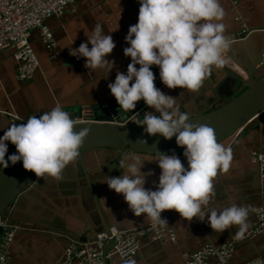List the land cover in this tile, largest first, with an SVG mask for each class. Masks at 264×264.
Listing matches in <instances>:
<instances>
[{
    "label": "crops",
    "instance_id": "0c3cea01",
    "mask_svg": "<svg viewBox=\"0 0 264 264\" xmlns=\"http://www.w3.org/2000/svg\"><path fill=\"white\" fill-rule=\"evenodd\" d=\"M221 5L226 13L222 22L229 39L247 31L250 36L253 32L264 30V0H221ZM139 7L138 0H81L69 7L61 17L51 18L47 25L55 36L56 48L47 50L41 41L40 32L32 33L40 68L28 81L19 80L13 52L0 51V136L10 125L25 123L30 116H39L57 103L70 116H76L79 110L85 116H92L97 110L105 118H110L112 112L126 114L138 111L134 116L138 121L143 120L146 112H154L155 109L147 106L143 100L138 101L133 110L120 109L108 87L109 83L114 82L117 71L126 73L131 62V58L124 55V48L129 46L125 37L129 27L138 22ZM95 24L102 25L104 32L112 35L116 45L107 56L109 60L115 61L108 75L103 70L89 71L84 66L86 58L77 59L69 55L70 48L86 42L84 30L91 29ZM262 43L264 46V39L250 42L247 48L243 47L245 56L241 54V57L251 59L249 51H253L256 46L261 47ZM225 63L236 73L245 76L237 65L233 68L231 62ZM155 69L156 66H153L151 70L157 74ZM214 77L215 73L211 71L196 92L179 87L169 89L160 78L158 82L156 78L155 84L165 94L177 97L181 111L192 114L208 108L214 100ZM230 149L233 160L227 172H218L213 178L214 191L209 206L218 209L232 203L247 206L249 228L245 234H248L258 227L259 219L255 210H264L263 172L260 164L253 160L256 155H264L263 116L249 124ZM88 156L90 160L86 166L93 174L89 177L90 181L88 178H78V171L70 169L72 166L68 164L62 170L60 179L49 177L18 202L16 214L21 220L18 226L23 227L18 228L12 244L10 264H63L65 251L70 244L74 240L83 242L96 227H105V218L107 222L111 218L110 222L125 231L144 227L133 226L142 223L146 214L135 216L124 196L110 190L107 183L103 182L108 176H120L124 172L118 162L111 170L102 171V166L116 158L114 154L98 151L90 152ZM144 164L142 171L152 170L153 173L147 176L145 187L155 190L161 170L156 162L146 160ZM98 198L100 206L96 201ZM162 218L167 220L163 225L167 233L162 240L165 243L152 238L141 239L139 253L133 258L136 264H185L187 255L207 246L218 247L237 239L235 232L238 226L235 225L223 233H216L209 226L207 218L201 222L194 217L189 222L174 209L167 210ZM54 225L64 226L65 234L55 231ZM169 232L173 233L174 241ZM262 233L238 242L230 264H250L264 260V231ZM212 261L217 263L216 260ZM122 262L119 257L113 259V264Z\"/></svg>",
    "mask_w": 264,
    "mask_h": 264
},
{
    "label": "clouds",
    "instance_id": "9594fccd",
    "mask_svg": "<svg viewBox=\"0 0 264 264\" xmlns=\"http://www.w3.org/2000/svg\"><path fill=\"white\" fill-rule=\"evenodd\" d=\"M138 3V22L129 27L125 37L129 46L124 48V55L131 62L126 73L117 71L108 87L120 109L133 110L140 100L155 109L146 112L139 124L145 125L144 131L152 136L160 134L168 140L175 136L176 144L184 149L187 167L175 153L155 152L153 159L133 154L121 159L123 174L108 176L103 182L124 196L135 216L146 214L144 218L153 224H166L162 212L174 209L189 222L194 217L201 222L207 218L216 233L238 226L235 237L241 238L249 228V208L237 203L220 209L209 206L213 178L218 172L229 170L233 160L231 149L218 142L209 125L191 123L188 113L181 111L177 97L156 87V76L151 70L153 66L159 68V78L169 89L198 91L213 67L224 66V54L231 47L222 22L225 9L221 0ZM84 32L86 42L70 48L69 55L86 58L84 66L91 72L103 70L110 74L115 61L107 56L116 47L112 35L106 34L100 24ZM75 126L60 103L39 116H30L25 123L10 125L0 136V166L8 168L9 162L15 165L22 161L24 169L38 177L60 179L62 170L79 156V149L90 134L89 128L75 131ZM8 142L17 151L6 159ZM141 142L147 144L146 140ZM146 160L156 162L161 169L155 190L145 187L147 176L153 174L152 170L142 171ZM122 264L136 261L124 259Z\"/></svg>",
    "mask_w": 264,
    "mask_h": 264
},
{
    "label": "water",
    "instance_id": "95a60500",
    "mask_svg": "<svg viewBox=\"0 0 264 264\" xmlns=\"http://www.w3.org/2000/svg\"><path fill=\"white\" fill-rule=\"evenodd\" d=\"M257 39H264V30L253 32L250 36L249 31H247L241 36L229 39L231 47L224 56L237 65L245 76L236 73L225 64L220 69L213 67L212 73H215L214 80L216 83L214 100L208 108L188 114L191 123L207 124L212 127L218 142L221 141L229 149L249 124L260 116H263L264 119L263 43L261 47L256 46L253 51L248 50L251 59L241 57V54L244 55L243 47L247 48L250 42L257 41ZM214 69H216L215 72ZM81 112L79 110L76 116H70L76 125L75 131H79L82 128L90 129V134L79 149V156L69 163L72 166L70 169L78 171V178H88L90 181L89 177L93 176V174L89 172L86 166L90 160L88 155L90 152L98 151L113 153L114 158L116 157L115 159L113 158L114 160L111 163L102 166V171L111 170L115 163H120L121 159L126 156L134 154L153 159L155 152L175 153L179 156L182 163L187 166L186 158L183 156L184 149L176 144L175 136L171 140L165 139L160 134L152 136L144 131L145 125L139 124L142 120L132 121L138 111H130V113L126 114L112 112L110 118H105L97 110L93 112L92 116H85ZM8 120L11 121V118H8ZM141 140H146L147 144L142 143ZM16 151L15 145L10 143L5 158L7 159L8 155L16 153ZM49 177L47 175L38 177L34 172L24 169L22 161L15 165L9 162L8 168L0 166V217H3L11 226L23 227L18 226L21 225V220L17 218L16 214L18 202L26 193L33 192ZM90 187V190H92V185ZM95 195L97 198V194ZM96 201L98 206H100V199L98 198ZM166 211L162 212L161 215L163 216ZM107 216L109 219L110 215L108 214ZM104 220L106 226L100 229L94 228L92 234L84 238L83 242L91 241L98 233H108L113 226L118 231L126 232V229L119 228L110 222L111 218L108 222L106 218ZM147 224H151V222L145 219L142 223L134 224L133 227H141ZM53 227L55 231L65 234L64 226L54 225ZM2 234L3 230L0 229V236ZM112 245L113 243L110 244V246Z\"/></svg>",
    "mask_w": 264,
    "mask_h": 264
},
{
    "label": "built area",
    "instance_id": "2783aa9c",
    "mask_svg": "<svg viewBox=\"0 0 264 264\" xmlns=\"http://www.w3.org/2000/svg\"><path fill=\"white\" fill-rule=\"evenodd\" d=\"M80 1L0 0V51L13 52L18 65L19 80H31L40 67L32 42V33L39 31L46 49L54 50L57 43L47 21L61 17L69 7ZM224 58L225 62L232 63L226 56ZM225 65L229 67L226 63ZM155 71L157 74L154 75H157L158 82L159 68L157 66ZM132 121L137 120L132 118ZM253 160L260 163L264 171V155H256ZM258 214L259 227L255 231H250L251 234L237 238L229 244L218 247L207 246L192 255H187L185 264H230L238 242L256 237V231H264V211L260 209ZM0 229L3 230L0 236V264H10L11 247L18 227L9 225L3 217H0ZM165 233L166 229L163 226L153 223L126 232L112 228L108 233H98L91 241L77 242L74 240L65 251L63 264H113V259L116 257L122 260L133 259L139 253L141 239L152 238L154 241H160L164 239ZM169 233L172 234L174 240L173 233ZM111 243H113L112 246H110ZM212 259H215L217 263H212Z\"/></svg>",
    "mask_w": 264,
    "mask_h": 264
},
{
    "label": "rangeland",
    "instance_id": "374dc122",
    "mask_svg": "<svg viewBox=\"0 0 264 264\" xmlns=\"http://www.w3.org/2000/svg\"><path fill=\"white\" fill-rule=\"evenodd\" d=\"M232 64H233V68L235 67V64L232 62ZM40 68V67H39ZM38 68V69H39ZM37 72V71H36ZM260 164V163H259ZM261 166V165H260ZM262 169V168H261ZM262 172H263V174L262 175H264V171L262 170ZM263 179H264V177H263ZM261 208H258V209H256L255 210V213L257 214V217H258V219H259V214H258V212H259V210H260ZM264 211V210H263ZM259 224H260V222L258 223V227H259ZM263 232V230L262 231H260V232H257L256 231V235H259V234H261ZM165 234H167V233H165ZM248 234H251V232H249ZM248 234H244V236H247ZM169 236H170V238L173 240V236H172V234H170L169 233ZM247 238V237H246ZM245 239V238H244ZM162 240H164V239H162ZM162 240H160L159 242H161V243H165L164 241H162ZM174 241V240H173ZM192 255V254H191ZM10 258H12V251H11V253H10ZM11 262V261H10ZM258 262V263H257ZM254 263H257V264H264V260H259V261H256V262H254Z\"/></svg>",
    "mask_w": 264,
    "mask_h": 264
},
{
    "label": "trees",
    "instance_id": "16d2710c",
    "mask_svg": "<svg viewBox=\"0 0 264 264\" xmlns=\"http://www.w3.org/2000/svg\"><path fill=\"white\" fill-rule=\"evenodd\" d=\"M263 234V233H262ZM236 251V250H235ZM235 253V252H234ZM234 256V255H233ZM233 258V257H232ZM212 260H215V259H212ZM211 260V262L213 263V261ZM232 260V259H231ZM217 262V261H216ZM256 262V261H255ZM231 263V261H230ZM254 262L250 263V264H253Z\"/></svg>",
    "mask_w": 264,
    "mask_h": 264
}]
</instances>
